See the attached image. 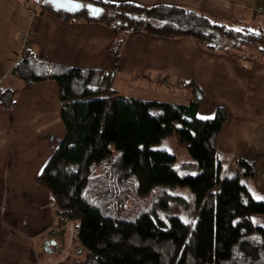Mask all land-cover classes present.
<instances>
[{
  "label": "trees",
  "instance_id": "obj_1",
  "mask_svg": "<svg viewBox=\"0 0 264 264\" xmlns=\"http://www.w3.org/2000/svg\"><path fill=\"white\" fill-rule=\"evenodd\" d=\"M20 1L37 17L114 32L108 72L48 64L30 50H21L10 70L24 86L55 83L64 128L35 179L47 193L53 218V227L41 236L43 249L49 237L60 239L66 224L76 222L80 264H264V226L251 222L252 215L264 216V193L255 200L241 182L251 180L255 163L236 158L232 168L239 174L223 177L216 151L226 110L216 107L210 119H198L203 93L191 80L167 89L188 98L186 106L126 98L111 89L131 33L191 39L206 52L248 62L264 61V33L176 6L75 0L101 8L88 19L85 10L69 15L44 0ZM242 48L257 54L239 56ZM14 103L15 91L4 89L0 109L9 112ZM171 131L186 144L190 160L177 163L167 152L149 148ZM173 187L188 194H174Z\"/></svg>",
  "mask_w": 264,
  "mask_h": 264
},
{
  "label": "crops",
  "instance_id": "obj_2",
  "mask_svg": "<svg viewBox=\"0 0 264 264\" xmlns=\"http://www.w3.org/2000/svg\"><path fill=\"white\" fill-rule=\"evenodd\" d=\"M141 6L191 8L221 21L235 20L264 33V0H108ZM111 29L37 17L20 0H0V93L15 91L11 111L0 109V264H38L42 235L53 227L46 191L35 179L64 134L52 81L24 86L10 75L21 50L53 65L108 72ZM252 55L251 57H253ZM191 80L202 91L198 119L226 110L216 151L223 177L243 158L255 163L250 185L264 193V61L236 60L202 50L191 39L127 36L111 89L126 98L186 106L188 98L167 89ZM39 250H38V249Z\"/></svg>",
  "mask_w": 264,
  "mask_h": 264
},
{
  "label": "rangeland",
  "instance_id": "obj_3",
  "mask_svg": "<svg viewBox=\"0 0 264 264\" xmlns=\"http://www.w3.org/2000/svg\"><path fill=\"white\" fill-rule=\"evenodd\" d=\"M256 54L257 50L255 48H242L241 53L238 55L255 56ZM149 148L155 151L162 150L167 152L175 158L177 163L190 160V157L186 152V144L178 138L174 131H171L169 134L163 136L156 144L149 146ZM231 173L239 174V171L232 168ZM241 182L245 183L249 187L250 193L255 200L259 199L260 195H257V192L254 191L250 185V180L241 178ZM171 191L178 195L188 194V191L185 188L180 189L178 187H173L171 188ZM135 203L136 205L145 207L147 205V200H137ZM182 215L185 216V213L183 212ZM251 222L253 225L264 226V216L252 215ZM75 228L76 222H68L63 229L60 239L56 237H49L50 245L48 246V250L50 251L48 253L36 251L38 264H80L83 254L81 253V255L79 253V248L75 238Z\"/></svg>",
  "mask_w": 264,
  "mask_h": 264
},
{
  "label": "water",
  "instance_id": "obj_4",
  "mask_svg": "<svg viewBox=\"0 0 264 264\" xmlns=\"http://www.w3.org/2000/svg\"><path fill=\"white\" fill-rule=\"evenodd\" d=\"M44 3L48 4L55 12H62L69 15L80 10H85L88 19L96 18L101 13V8L89 4L82 5L75 0H44Z\"/></svg>",
  "mask_w": 264,
  "mask_h": 264
}]
</instances>
